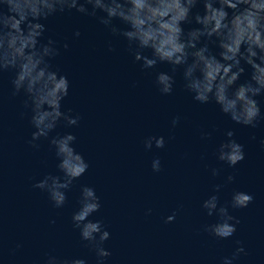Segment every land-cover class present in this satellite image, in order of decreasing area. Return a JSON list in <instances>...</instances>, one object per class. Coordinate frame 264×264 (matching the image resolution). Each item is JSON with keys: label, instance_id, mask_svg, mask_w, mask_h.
<instances>
[{"label": "water", "instance_id": "95a60500", "mask_svg": "<svg viewBox=\"0 0 264 264\" xmlns=\"http://www.w3.org/2000/svg\"><path fill=\"white\" fill-rule=\"evenodd\" d=\"M43 23L45 39L56 41L60 51L52 64L69 81L61 110L80 116L74 127L59 122L50 137L73 134L72 146L89 167L73 181L62 208L32 187L46 175L62 173L48 140L37 141L38 148L29 145L30 113L22 107V95L11 97L12 73H5L0 78V264H43L47 255L96 264L95 252L71 222L82 186L92 187L101 205L89 219L101 220L110 234L103 247L111 255L104 264H222L237 247L244 254L233 264H264V120L256 128L236 125L214 103L195 102L183 89L182 70L174 77L173 92L161 95L155 74L169 72L168 64L142 70L126 41L75 10ZM182 27L188 31L198 25ZM109 44L114 51H108ZM245 68L240 82L247 79ZM256 99L264 115V96ZM176 117L179 123L172 127ZM227 131L244 150V159L231 168L215 155ZM202 133L211 138L202 139ZM150 136H162L164 147L146 150L143 142ZM157 158L161 170L153 172ZM213 168L220 169L216 177ZM228 175L234 176L231 183ZM217 184L222 187L214 192ZM237 191L253 199L243 209L229 206V214L239 220L233 236L221 240L204 232L203 226L217 217L206 214L203 201L217 195L220 205H230ZM173 213L175 219L165 223Z\"/></svg>", "mask_w": 264, "mask_h": 264}, {"label": "clouds", "instance_id": "9594fccd", "mask_svg": "<svg viewBox=\"0 0 264 264\" xmlns=\"http://www.w3.org/2000/svg\"><path fill=\"white\" fill-rule=\"evenodd\" d=\"M72 10L96 20L112 37L126 41V50L133 62H140L142 70L168 64L169 72L155 74L154 85L161 95L173 92L174 77L182 70L183 89L195 102L214 103L236 125L256 128L264 120L261 102L256 99L264 96V0H0V78L12 73L11 97H24L22 107L30 113L29 124L34 129L29 145L38 148L37 141L48 140L59 161L56 167L62 175H46L32 185L46 192L55 208L65 205L66 192L89 167L72 146L76 141L73 134L50 137L59 122L70 128L80 120L71 109L61 110L69 81L52 64L60 55L56 41L44 37L47 30L44 21ZM193 23L198 27L188 31L182 27ZM74 35L79 37L80 32ZM63 48L67 50L68 45ZM108 51H114L111 44ZM245 66L249 69L247 79L240 82ZM20 115L23 118L25 113ZM178 123L179 117L171 121L172 127ZM225 137L215 155L231 168L244 159V150L233 138V131H227ZM201 138L210 139L211 133H202ZM143 143L146 150L153 145L161 149L165 140L162 136H150ZM260 144L264 148V139ZM151 167L153 172H159L160 160L154 159ZM211 174L218 176L220 169L213 168ZM233 180V175L226 178L227 183ZM221 187L217 184L213 191L219 192ZM252 199L250 194L237 191L232 194L230 205H220L219 197L211 195L201 207L209 217L215 215L217 222L204 225L203 231L216 239L232 237L239 220L229 214V206L243 209ZM77 203L72 226L79 231L81 241L87 242L85 246L95 252L96 264H104L111 255L103 247L110 234L101 220L89 219L100 210L99 197L92 187L82 186ZM150 212L149 209L146 215ZM174 219L175 213L164 222L171 223ZM241 254L243 247H237L222 264H233ZM43 264L86 262L47 255Z\"/></svg>", "mask_w": 264, "mask_h": 264}]
</instances>
